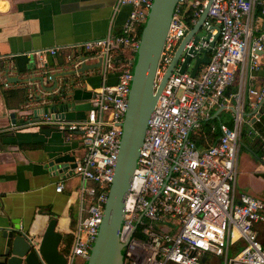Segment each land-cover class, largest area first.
<instances>
[{"label": "built area", "instance_id": "2783aa9c", "mask_svg": "<svg viewBox=\"0 0 264 264\" xmlns=\"http://www.w3.org/2000/svg\"><path fill=\"white\" fill-rule=\"evenodd\" d=\"M206 2L178 0L175 4L154 88ZM151 4L152 0H116L115 11L130 7L119 31L72 46L81 48L84 55L67 54L76 75L87 60L100 62V83L89 87L90 107L83 118L67 120L54 110L41 112L29 123L76 133L83 149L71 169L81 186L78 222L64 254L65 264L86 263L102 222L140 30ZM258 5L264 14V0H212L201 24L208 39L195 45L201 56L200 50L218 33L208 63L199 64L193 76L188 71L179 72L182 54L167 77L149 116L125 202L118 232L123 244L122 264H264V239L257 228L264 223V201L235 190L243 124L248 126L246 134L260 137L264 146V138L254 126L260 122L264 85L248 83L246 78L248 64L255 66L264 49V28L254 17ZM61 48L46 52L54 55ZM50 80L47 73L42 83ZM233 84L237 90L228 92ZM28 97L33 98V92ZM246 98L249 114L245 118ZM214 109L228 110L233 126L221 123L215 142L197 146L191 132L199 129ZM262 160L264 164V156ZM62 188L59 182L56 190Z\"/></svg>", "mask_w": 264, "mask_h": 264}, {"label": "crops", "instance_id": "0c3cea01", "mask_svg": "<svg viewBox=\"0 0 264 264\" xmlns=\"http://www.w3.org/2000/svg\"><path fill=\"white\" fill-rule=\"evenodd\" d=\"M115 1L0 0V264L5 230L40 238L47 223L54 219L55 230L62 235V252L71 239L79 215L81 180L71 170L83 154L79 135L29 123L44 111L55 110L67 120L85 116L86 109H77L76 105L88 103L89 87L100 83L101 69L98 66L78 75L69 74L73 70L67 54L84 55L81 48L72 46L119 31L130 7L121 6L115 11ZM261 8L256 6L254 17L264 28ZM57 47L62 48L52 55L49 64L46 50ZM87 64L95 63L89 59ZM47 73L51 80L43 84ZM55 73L57 84L52 89ZM246 78L248 83L264 85V49L255 66L248 64ZM113 79L109 77V81ZM235 90V84L227 88L228 92ZM29 92H33V98L29 99ZM259 114L260 122L254 126L264 138V103ZM223 124L233 126L230 113ZM217 138L205 139L199 146L205 147ZM261 140L242 129L244 148L239 146L237 160L241 183H235V190H245L264 201ZM59 182L63 184L61 191L56 190ZM257 228L260 239H264V223Z\"/></svg>", "mask_w": 264, "mask_h": 264}, {"label": "water", "instance_id": "95a60500", "mask_svg": "<svg viewBox=\"0 0 264 264\" xmlns=\"http://www.w3.org/2000/svg\"><path fill=\"white\" fill-rule=\"evenodd\" d=\"M177 1L152 0L146 22L141 30L128 95V107L122 123L118 158L107 200L104 204L102 222L86 264L123 263V244L119 241L118 232L149 116L167 77L175 64L178 63L179 57L183 54V60L179 62L178 71H186L187 66L193 61L189 71V74L193 76L199 64L208 63L209 53L218 38L217 33L209 42V46L200 50L202 55L198 56L195 50L196 43L200 40L207 41L209 36H203L198 33L212 1L207 0L196 23L180 41L161 81L154 88L159 58ZM189 41L191 44L186 48V44ZM185 48L186 51H184ZM46 60L49 64H52L53 58L49 51L46 52ZM99 65V61L95 64L84 63L80 66L79 71L92 69ZM67 73L72 74L73 71ZM56 76H58V73L52 76L54 83L52 89L57 84ZM89 107L88 103L76 105L77 109H88ZM55 225L56 220L51 219L40 238L11 229L5 230L3 234L6 240L1 255V264H65L64 253L59 248L62 235L55 230Z\"/></svg>", "mask_w": 264, "mask_h": 264}, {"label": "rangeland", "instance_id": "374dc122", "mask_svg": "<svg viewBox=\"0 0 264 264\" xmlns=\"http://www.w3.org/2000/svg\"><path fill=\"white\" fill-rule=\"evenodd\" d=\"M198 33L200 34V35H204V34H206V31H205V29H203V28H201L200 30H198ZM192 63H193V61H191L190 62V65H188L187 66V68H186V71H190V69H191V66H192ZM249 112V106H248V104H247V98L245 99V106H244V117L246 118V114ZM215 114V115H214ZM227 119H229V111L228 110H218L217 112H216V110L214 109L213 111H212V117H211V119H210V122L213 124V125H215V126H218L219 124H221V122L223 123V122H225V121H227ZM245 127V124H243V131L244 132H246L247 131V129L246 128H244ZM201 130V128H199V129H197V130H195V132H191V137H194V138H196L197 137V134H198V132ZM241 143V142H240ZM240 146H241V150L244 148V144H243V141H242V143L240 144ZM239 151V154H242V151ZM240 158V157H239ZM239 172H240V170H239V165H238V162H237V179H236V182L237 183H241V180H240V174H239ZM240 183H239V185H240ZM243 190V189H242ZM240 192H246L245 190L244 191H240ZM247 193H249V192H247ZM84 264H86V263H84Z\"/></svg>", "mask_w": 264, "mask_h": 264}, {"label": "trees", "instance_id": "16d2710c", "mask_svg": "<svg viewBox=\"0 0 264 264\" xmlns=\"http://www.w3.org/2000/svg\"><path fill=\"white\" fill-rule=\"evenodd\" d=\"M141 33V30H140ZM60 105V104H59ZM62 107V105H60ZM220 124L218 126L213 125L210 122V118L204 120L200 126L201 130L198 132L197 137L194 138L193 140L195 141L196 145L199 146L201 145L205 139H209L210 141L216 139L217 136L220 135ZM72 239V236H71ZM68 240L67 243L65 244L63 248V252H67L69 249L72 240Z\"/></svg>", "mask_w": 264, "mask_h": 264}]
</instances>
